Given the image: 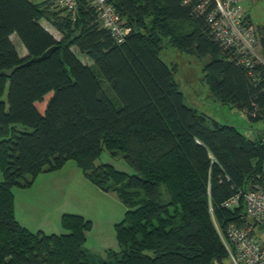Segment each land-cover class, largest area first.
Returning <instances> with one entry per match:
<instances>
[{
	"label": "trees",
	"instance_id": "16d2710c",
	"mask_svg": "<svg viewBox=\"0 0 264 264\" xmlns=\"http://www.w3.org/2000/svg\"><path fill=\"white\" fill-rule=\"evenodd\" d=\"M201 1L108 0L130 28L118 44L87 0H78L75 18L48 0H0V264L226 260L216 224H245L243 206L224 203L264 187V131L251 139L189 106L160 52L167 40L208 59L213 94L263 123L264 62L249 69L237 62L215 39L207 12L196 10ZM209 4L213 10L214 1ZM256 33L264 59V26ZM13 35L27 57H20ZM52 47L47 59L19 67ZM49 94L41 112L37 104ZM104 150L134 173L97 165ZM70 160L127 207L115 225L120 251L108 249L104 257L88 250L93 223L82 215L61 217L64 234L33 232L17 220L14 188H30Z\"/></svg>",
	"mask_w": 264,
	"mask_h": 264
},
{
	"label": "rangeland",
	"instance_id": "374dc122",
	"mask_svg": "<svg viewBox=\"0 0 264 264\" xmlns=\"http://www.w3.org/2000/svg\"><path fill=\"white\" fill-rule=\"evenodd\" d=\"M241 4L245 15L250 17L255 29L258 26H264V0H241ZM12 39L17 49L23 47L22 42L16 36H13ZM162 45L160 58L173 70L174 78L184 93L185 102L189 106L222 124L239 128L251 139L262 134L264 131L263 122H251L243 111L222 103L213 94L205 72L208 59H201L180 50L167 40ZM258 55L263 59L261 47L258 50ZM50 96L51 94L47 95L42 102L37 104L41 112L44 111ZM96 164H112L119 171L129 174L134 173L133 169L125 163L121 156L114 158L107 150L103 151ZM62 173L65 178L61 180L66 181L60 194L61 201H63L61 207H64L68 212H72L70 214H84L85 218L93 223L92 230L88 232L86 248L104 257L107 249L120 251L115 225L123 220L127 207L115 193H101L84 176L75 161H68ZM2 181L3 175L0 172V183ZM49 184V182H39L33 189L31 188L34 184L30 187V190L29 188L24 189L27 192L20 193L17 192L19 188H14V191L18 193L16 194L18 204L25 201L30 206L33 205L35 209V214L33 213L25 218L23 223L29 226L32 231L38 230L41 226V228L48 230L46 234H64L66 231L62 228L61 221L56 223L53 219L56 214L47 215L46 217L43 214V210L53 208L55 205V203H52L55 201L54 198H51L52 202L45 207L41 203L43 197L51 195ZM53 197H59V194L56 193Z\"/></svg>",
	"mask_w": 264,
	"mask_h": 264
},
{
	"label": "built area",
	"instance_id": "2783aa9c",
	"mask_svg": "<svg viewBox=\"0 0 264 264\" xmlns=\"http://www.w3.org/2000/svg\"><path fill=\"white\" fill-rule=\"evenodd\" d=\"M53 6L75 18L78 0H48ZM96 10L101 26L107 29L118 44L125 42L130 28L108 0H87ZM215 7L209 11L210 0H202L196 10L207 12V22L215 39L232 51L239 63L251 68L255 62L264 60L258 55L260 43L256 29L250 24L241 0H213ZM243 206L244 225L230 224L218 232L227 249L223 263L215 264H264V187L250 188L228 198L224 206L237 209Z\"/></svg>",
	"mask_w": 264,
	"mask_h": 264
},
{
	"label": "crops",
	"instance_id": "0c3cea01",
	"mask_svg": "<svg viewBox=\"0 0 264 264\" xmlns=\"http://www.w3.org/2000/svg\"><path fill=\"white\" fill-rule=\"evenodd\" d=\"M34 1L36 3H42L45 0H34ZM42 24L54 35V37L56 39H58V40L61 39L62 36H61L60 32L57 31L50 23H48L47 21H42ZM13 36H15V35H13ZM12 41H13V39H12ZM17 50H18V53H19V55H20L21 58H25V57L28 56L27 50L24 47V45H23V47H21L20 49H17ZM65 165H64V167H62L61 169H59L57 171L46 172V173L40 174L37 177L36 182L34 183L33 187L31 188V189H33L39 182H41V183L49 182L50 183L49 184V187H50V192L49 193L51 195H47V196L43 197L41 203L45 207L47 204H50V202H52L51 201V198H54L55 201L52 202V203H55V205H54L53 208H51V207L50 208H46L45 210H43L44 212L43 211L42 212H43V214H45V217L47 215H55L56 214L55 217L53 218L54 221H56V223L58 221H61L60 219H61V217L64 214H66V213H72V212H68L64 207H61L63 201H61L62 200V197H60V194H61V190L63 188L64 182L66 181V180H61V179L62 178H65V176H63V173H62L63 170H64V168H65ZM78 180H75V181L77 182ZM18 190L19 191H17V192H19V193L20 192H27V190L20 189V188ZM29 190H30V188H29ZM99 191L101 193H103V194L111 193V192H103L101 190H99ZM17 192L14 191V197H15V215H16V218H17V220L19 221V223L22 226H24V227L28 228L29 230H31V228L29 226H27L26 224L23 223V220H25V218H27L28 216H31L33 213L35 214V209H34L33 205L30 206L25 201H23L20 204H18V202H17V196H16V194H18ZM56 193L59 194V197H56L58 199H56L55 197H53ZM22 195L24 196V194H22ZM58 202H59V204H58ZM82 216L86 217L84 214H82ZM39 229H41V230H39ZM37 231H42L44 233H47L48 230H46L44 228H41V226H40V228H38V230H35L33 232H37Z\"/></svg>",
	"mask_w": 264,
	"mask_h": 264
},
{
	"label": "water",
	"instance_id": "95a60500",
	"mask_svg": "<svg viewBox=\"0 0 264 264\" xmlns=\"http://www.w3.org/2000/svg\"><path fill=\"white\" fill-rule=\"evenodd\" d=\"M55 50H56V47H52V48L48 49L46 52H44L41 56H39V57H33V58H30V59L26 60L19 67L30 66L33 63H36V62H40L42 60H45L48 57H50Z\"/></svg>",
	"mask_w": 264,
	"mask_h": 264
}]
</instances>
